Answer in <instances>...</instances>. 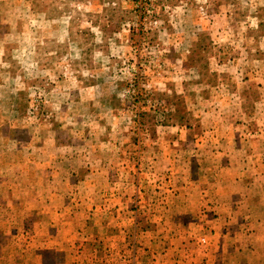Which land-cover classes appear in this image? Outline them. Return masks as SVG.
I'll list each match as a JSON object with an SVG mask.
<instances>
[{"label":"rangeland","instance_id":"374dc122","mask_svg":"<svg viewBox=\"0 0 264 264\" xmlns=\"http://www.w3.org/2000/svg\"><path fill=\"white\" fill-rule=\"evenodd\" d=\"M0 264H264V0H0Z\"/></svg>","mask_w":264,"mask_h":264}]
</instances>
